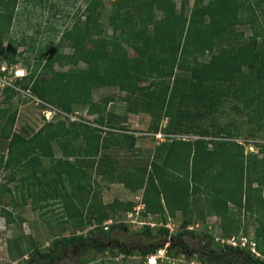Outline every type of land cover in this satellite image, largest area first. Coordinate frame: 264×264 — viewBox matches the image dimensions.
<instances>
[{
    "label": "trees",
    "instance_id": "1",
    "mask_svg": "<svg viewBox=\"0 0 264 264\" xmlns=\"http://www.w3.org/2000/svg\"><path fill=\"white\" fill-rule=\"evenodd\" d=\"M20 2L0 0V60L23 62L27 71L0 89V206L8 224L23 223V208L38 217L31 233L7 239L10 260L67 264L74 249L77 264H91L106 251L112 257L95 264H118L114 256L156 254L171 239L187 264L195 255L200 264H264V143L255 152L241 140L246 125L254 126L251 136L264 132V0H193L189 10V0H83L71 26L61 31L47 22L37 31L57 38L56 44L50 40L36 49L31 36L33 60L22 57L23 41L12 33ZM6 74L0 69V76ZM107 87L124 92L122 114L109 108L114 97L94 100L93 91ZM18 88L66 115L89 107L96 118L18 129L19 109L12 105ZM130 114L150 116L143 132L172 134L156 145L149 164L121 163L119 153L111 152L138 157L140 135L129 125ZM92 168L131 192L143 191L139 233L151 246H116V252L108 244L117 242L115 231L129 230L126 215L136 204L119 198L105 203L91 182ZM244 212L257 222L254 242L244 231L237 246L211 247L216 236L194 229L197 219L215 215L222 219L218 241L232 238ZM179 213L180 228L171 232L169 222ZM150 215L155 225L145 221ZM186 236H201L199 243L208 241L210 248L198 254L176 242Z\"/></svg>",
    "mask_w": 264,
    "mask_h": 264
},
{
    "label": "rangeland",
    "instance_id": "2",
    "mask_svg": "<svg viewBox=\"0 0 264 264\" xmlns=\"http://www.w3.org/2000/svg\"><path fill=\"white\" fill-rule=\"evenodd\" d=\"M57 1V2H56ZM42 0L43 4L37 0H21L20 2V10L18 11V14L16 15L15 21H14V28L12 30L13 36H18L21 41H23V45H21L18 49L19 51H24L23 58L27 57L29 60H33L35 57L36 49L37 47H44L52 38V35L46 32L37 33L38 30L43 29L47 22L49 23H57L61 31L72 25L73 16L78 11H82L85 7V3L83 0H78L76 2V5L73 7L72 4L76 0ZM178 4H180L181 0H177ZM190 2H193V0H189ZM190 6L188 7V10L190 9ZM58 8V9H57ZM57 9V10H56ZM70 12H72V15H69ZM56 15V17H55ZM160 16L161 14L158 13ZM71 16V17H70ZM60 35V34H59ZM23 38H22V37ZM36 38L35 45L36 49L32 50L30 49L31 44V38ZM34 41V40H33ZM52 44H56L57 38H53ZM66 51L70 49H65ZM21 57V58H22ZM0 66L1 70L3 71L4 68L8 71L7 76H0V82L2 86H5V83L8 82L6 77L8 78H15L16 76H22L27 73L25 65L23 62H19L17 64H13L12 66H9L4 60H0ZM57 69H59V66H57ZM67 68V67H66ZM1 89V88H0ZM1 92V91H0ZM124 92H121L118 87H107V88H99L95 89L93 91V98L94 100L98 101L101 98L105 96H112L114 97V101H112L109 104V108L111 111L122 114L127 106L126 102L123 100L124 98ZM5 97L0 93V100H4ZM27 100V102H24V100ZM23 100V102H22ZM20 101V102H19ZM13 107H18V119H17V128L20 129L21 126L29 125L33 131L38 130L46 120H53L58 121L59 119H66L68 122L74 121V120H82L87 122H92L96 115L92 113L91 108H82L77 112L71 113L69 115H66L63 112H60V110L55 109L56 107L42 102L39 99L33 98L29 93L22 91L20 88H18V94L13 98L12 100ZM5 106V105H4ZM63 114V115H62ZM150 121V116L147 114H130L129 115V125L133 127L134 129H137L138 132H136L138 135H140L137 145L140 146L141 151L138 152V157L135 155H132L131 153H127L126 151L119 152V149L114 148L111 149V152L113 153H119L120 155V161L121 163H130L131 161L141 163V164H149L152 156L153 151L156 147V145L159 144V142L156 140V138L152 137V132H143L147 130L148 124ZM167 125V120L165 119L161 126L165 127ZM140 130V131H139ZM163 130V131H162ZM159 130L158 132H163L164 129ZM244 136L241 139L243 142H246V150H252L255 152H258V146L257 144L264 143V132H258L254 136L251 134L255 132L253 125H246L244 128ZM1 146L3 149V152L7 150V141L1 142ZM55 150L57 154L60 153V150L57 145H55ZM136 157V158H134ZM260 157L264 158L263 154H260ZM44 164L47 166L49 165V159H44ZM89 175L92 176L91 182L94 183V187L101 191V196L103 197V200L105 203L112 202L115 198H119L121 200H133L136 204V210L128 213L126 217L128 218V224H129V230H118L115 231L113 234L115 235L117 242L114 243L112 241H109L108 244L115 247V251L117 252L116 246H123L125 245L129 249H138L139 250H145L148 248V246H151L150 241L147 240L142 234L139 233V230H142L144 228L143 223H141L138 219V214L140 212H143L144 203L142 201V190H138L136 192H131L129 189L124 188V186L121 183H117L115 181L106 180L103 178L102 175L97 174V170L95 168L89 169L88 171ZM20 175V173H19ZM18 175V176H19ZM15 183H11V186L13 189L15 187L13 186ZM16 190V189H15ZM57 207V206H56ZM55 213V212H54ZM20 217L23 218V223L20 225L19 223L16 224H8L6 221V218L2 215V209L0 206V261L3 262V264H23L24 259L27 257H23L20 259H17L16 261L10 260L8 251H7V239L11 238L18 234H29L33 230L30 228V223L33 219L38 217V212H35L32 209H21L20 211ZM241 220H240V230L239 233L231 234L234 237H240L241 235H244V231H246V237L248 241H255V228L257 227V222L250 217L249 214L242 213L241 214ZM141 217V216H140ZM144 219V217H141ZM147 218V219H146ZM145 218V221L150 222L152 225H155L154 223L157 221V219H154V216L150 215ZM175 219V218H174ZM219 216H210L208 220L205 222H202V220L197 219L196 222H198V226H195L194 229L199 232H209L216 236L215 242L211 247L213 246H222V240L218 241L219 233L221 232L220 228V221L222 219ZM182 220V215L180 213L178 214L177 218L175 220H171L169 222V228L171 232H176L180 227V221ZM38 221V227L45 231V224L42 222L41 218ZM157 223V222H156ZM92 228L91 226H88L84 232L86 234L87 230ZM229 233H227L228 236ZM230 236V234H229ZM202 240V237H189L186 236L180 241L176 242H186L187 245H189L190 248H193L196 250V253L198 251L203 254L206 250H208L210 247L208 245V241H203L202 244L199 242ZM227 240V239H226ZM225 240V241H226ZM237 240V238H236ZM108 241V240H107ZM106 241V242H107ZM45 242V241H43ZM174 241L170 239V241H165V244L162 248H159L156 254L141 256L138 252L133 253L132 255L128 257H124L123 254H119L117 257H113L112 260H115L118 264L123 262V264H160L165 263L166 261L169 262L168 264H187L185 253L182 254L183 250L179 248L178 243H173ZM48 242L45 243L44 247L48 246ZM172 248V254H169L167 252V248ZM93 253H96L95 250H93ZM91 253L90 255H93ZM169 254V255H168ZM78 251L74 252V249L72 250L71 255L67 256L64 260V262H67V264H77L78 262ZM198 255H195L191 258L193 260L194 264H200V261L198 260ZM111 258V252H101L96 253V261H101L102 258ZM95 262L91 264H95ZM192 264V263H191Z\"/></svg>",
    "mask_w": 264,
    "mask_h": 264
},
{
    "label": "built area",
    "instance_id": "3",
    "mask_svg": "<svg viewBox=\"0 0 264 264\" xmlns=\"http://www.w3.org/2000/svg\"><path fill=\"white\" fill-rule=\"evenodd\" d=\"M57 109V108H55ZM58 110V109H57ZM153 137L156 138V140L161 143L162 141H165L167 138H169L171 135L170 134H167V133H163V132H158V133H153L152 134ZM111 222V221H110ZM141 223H144L142 221H140ZM108 223V222H107ZM225 242H227L228 244H231V245H234V246H237L238 245V241L236 240L235 237H232V238H228ZM246 243V240L243 239L242 241V245H245ZM254 250V249H253ZM192 264H194V262H192Z\"/></svg>",
    "mask_w": 264,
    "mask_h": 264
},
{
    "label": "clouds",
    "instance_id": "4",
    "mask_svg": "<svg viewBox=\"0 0 264 264\" xmlns=\"http://www.w3.org/2000/svg\"><path fill=\"white\" fill-rule=\"evenodd\" d=\"M0 69H1V67H0ZM2 69H4L3 71H6L5 69H8V68H4V67H3ZM24 75H25V74H24ZM5 76H7V75H5ZM22 76H23V75H22ZM18 77H20V76H18ZM6 79L8 80V82L5 83V85L12 84V83H11V78L6 77ZM0 84H1V82H0ZM3 87H4V86L0 85V88H3ZM27 93H28V92H27ZM29 94H30V93H29ZM30 95H31V94H30ZM31 96H32V95H31ZM32 97H33V96H32ZM33 98H35V97H33ZM36 99H37V98H36ZM144 133H145V132H144ZM152 133H155V132H152ZM171 136H172V134H171ZM171 136H170V137H171ZM152 137H153V136H152ZM153 138H154V137H153ZM162 142H163V141H162ZM109 222H110V221H109ZM109 222H108V223H109ZM106 223H107V222H106ZM108 223H107V224H108ZM225 240H226V239L222 240V242L226 243Z\"/></svg>",
    "mask_w": 264,
    "mask_h": 264
},
{
    "label": "crops",
    "instance_id": "5",
    "mask_svg": "<svg viewBox=\"0 0 264 264\" xmlns=\"http://www.w3.org/2000/svg\"><path fill=\"white\" fill-rule=\"evenodd\" d=\"M193 2H190V4H192Z\"/></svg>",
    "mask_w": 264,
    "mask_h": 264
}]
</instances>
